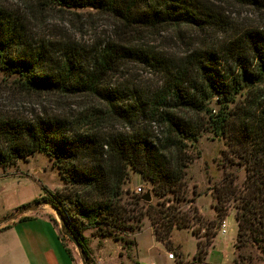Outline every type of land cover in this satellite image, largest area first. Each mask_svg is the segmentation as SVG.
<instances>
[{"label": "trees", "instance_id": "1", "mask_svg": "<svg viewBox=\"0 0 264 264\" xmlns=\"http://www.w3.org/2000/svg\"><path fill=\"white\" fill-rule=\"evenodd\" d=\"M235 1L263 7L260 0ZM27 5L33 17L53 8L89 7L126 27H201L211 18L194 0H28ZM47 45L42 39L28 38L21 18L0 6V70L14 76L9 81L12 88L48 98L87 94L101 107L75 114L40 111L27 118L0 112V166L43 152L63 184L61 190L44 189L43 195L15 211L34 203L57 209L88 258L81 236L86 218L96 235L120 240L125 232L140 230L146 217L155 239L170 248L173 228L190 227L192 220L200 224L194 209L190 220L177 206L184 199L185 168L191 160L184 142L210 130L225 140V163L244 170L240 183L234 172L224 170L219 187L214 186L220 221L228 205L234 208L232 263L245 259L239 251L247 244L264 250V32H244L221 52L193 51L174 72L161 58L118 43H106L85 66L74 48L66 46L53 57ZM124 60L148 63L167 73L168 82L149 102L129 103L122 91L106 82ZM187 65L192 73L186 71ZM237 94L241 97L236 99ZM214 96L215 110L207 107ZM144 112L163 126L161 138L152 140L136 125ZM111 122L123 124L127 131L104 132ZM129 169L151 183L159 200L144 202L142 194L123 190ZM219 218L211 228L219 225ZM208 229V225L203 229L205 240L196 241L195 261L204 258L215 235ZM198 231L191 229L195 237ZM59 235L61 240L66 238ZM66 252L70 256L67 248Z\"/></svg>", "mask_w": 264, "mask_h": 264}, {"label": "rangeland", "instance_id": "2", "mask_svg": "<svg viewBox=\"0 0 264 264\" xmlns=\"http://www.w3.org/2000/svg\"><path fill=\"white\" fill-rule=\"evenodd\" d=\"M263 7L241 3L235 0H194L199 7L206 8L210 15L208 23L201 27L194 25H163L154 28L126 27L93 8H53L38 12L35 17L27 10L28 0H0V6L10 13L18 15L28 38L44 40L56 57L63 48L70 46L77 51L83 65L89 64L91 57L103 49L106 43H118L129 46L145 54L161 58L170 72L182 68L187 56L199 49H217L230 41L239 39L244 32H264V0H260ZM230 63V62H229ZM225 67V62H221ZM186 71L192 73L190 66ZM174 74V73H170ZM167 73L151 67L148 63L134 60L120 62L107 75L106 82L111 89L122 91L129 103L149 102L152 95L168 82ZM14 76L6 75L0 70V112L27 118L40 111H51L56 114H75L83 109L101 107L93 96L79 94L73 96L48 98L35 95L21 94L12 88L9 83ZM235 95V98H240ZM145 106V105H143ZM216 109L215 96L207 105ZM136 125L145 131L152 140L162 137L164 128L146 112L139 113ZM127 131L125 126L118 122H111L104 126L103 131ZM185 151L191 157L185 168L184 199L177 206L190 217L193 209L196 211L198 223L191 221L192 226L181 229L173 228L169 242L170 248L155 239L149 220L144 217L140 230L127 231L120 240L110 237H101L94 233L90 219H84L87 227L81 231V236L87 247L88 264H118V255L127 254L122 258L124 264H199L193 259L196 249V240H205L203 229L208 225V231H215L211 238L214 247L205 256L206 264H233V240L237 225L234 208L228 205L223 218L217 216L215 206L216 193L214 186L219 187L223 172L232 171L237 175L236 182L240 183L244 177L242 167L226 164L222 151L226 149L224 138L215 136L210 130L200 132L195 140H185ZM63 184L51 161L43 152H35L25 159H17L13 165L0 166V212L16 202L27 201L49 191L61 190ZM140 186L142 194H150V202L159 198L153 193L151 183L143 180L139 174L128 170L123 190L136 194V187ZM125 194V193H124ZM171 197V193H168ZM126 197V195H124ZM32 205V204H31ZM47 204H38L46 208ZM49 206V205H48ZM220 207V203L217 205ZM15 211V210H14ZM55 224L59 226L58 218L50 207ZM14 213V212H13ZM219 225L212 227V222L218 220ZM225 222L226 231L221 235L218 228ZM210 223V224H209ZM196 227L199 234L195 237L191 229ZM59 230V227H58ZM134 243H125V241ZM232 240V242H231ZM68 249L73 264H84L78 249L67 238L62 240ZM176 251H181L180 258ZM245 259L241 264H264V250L247 244L239 251ZM99 253V256H98ZM174 255L173 260L167 254ZM100 258V259H98Z\"/></svg>", "mask_w": 264, "mask_h": 264}, {"label": "crops", "instance_id": "3", "mask_svg": "<svg viewBox=\"0 0 264 264\" xmlns=\"http://www.w3.org/2000/svg\"><path fill=\"white\" fill-rule=\"evenodd\" d=\"M33 199L16 202L0 212V264H73L71 257L66 252V246L60 238L50 206L45 205L47 209L44 206L37 207L14 220H6L17 207L27 204ZM223 223L226 231L225 222ZM225 231L221 233L218 230V233L223 235ZM214 240L208 248L209 251L214 247ZM178 252L177 255L181 258L182 253ZM205 256L199 264H206ZM118 257L120 258L118 264H124L122 258L128 256L124 254L122 257L121 254Z\"/></svg>", "mask_w": 264, "mask_h": 264}, {"label": "water", "instance_id": "4", "mask_svg": "<svg viewBox=\"0 0 264 264\" xmlns=\"http://www.w3.org/2000/svg\"><path fill=\"white\" fill-rule=\"evenodd\" d=\"M150 199H151L150 194L148 192L141 195V200L144 202H150ZM37 207H38V204L34 203L32 205H29L27 207L19 209V210L15 211L13 214H11L9 217H7L6 220H14L15 218L24 214L25 212L33 211ZM52 209L55 212L56 217L58 218V221H59V226H58L59 232H61L62 235H64L68 240H70L72 242V244L76 247V249H78L82 262L84 264H88L87 256L84 254L83 250L80 248V245H79L76 237L71 234V232L68 228V225H67L66 221L64 220L62 214L57 209H55V208H52Z\"/></svg>", "mask_w": 264, "mask_h": 264}, {"label": "built area", "instance_id": "5", "mask_svg": "<svg viewBox=\"0 0 264 264\" xmlns=\"http://www.w3.org/2000/svg\"><path fill=\"white\" fill-rule=\"evenodd\" d=\"M142 192L143 191H142V189H141L140 186L136 187V189H135V193L136 194H142ZM218 230H219V232L224 233L225 230H224V223L223 222L220 224ZM167 258L168 259H173L174 258V255L172 253H168L167 254ZM150 264H153V263H150Z\"/></svg>", "mask_w": 264, "mask_h": 264}]
</instances>
